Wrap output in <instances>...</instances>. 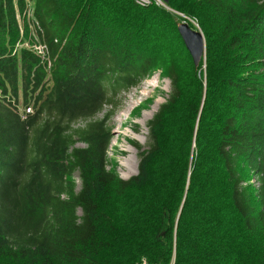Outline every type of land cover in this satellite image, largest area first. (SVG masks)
Masks as SVG:
<instances>
[{
	"label": "trees",
	"instance_id": "1",
	"mask_svg": "<svg viewBox=\"0 0 264 264\" xmlns=\"http://www.w3.org/2000/svg\"><path fill=\"white\" fill-rule=\"evenodd\" d=\"M30 1L0 0V264H264V0ZM162 57L171 95L118 177L95 117Z\"/></svg>",
	"mask_w": 264,
	"mask_h": 264
},
{
	"label": "rangeland",
	"instance_id": "2",
	"mask_svg": "<svg viewBox=\"0 0 264 264\" xmlns=\"http://www.w3.org/2000/svg\"><path fill=\"white\" fill-rule=\"evenodd\" d=\"M115 1L116 0H107L106 2H108L109 5H114ZM126 1L127 3L125 2L122 4L133 3L132 0ZM26 2L31 4L30 0H25V3ZM117 2L119 1L117 0ZM165 4H167V1L165 2ZM171 11L181 16L184 15L182 13L175 12L174 10ZM111 12L113 13V11ZM123 14L125 15V11H123ZM123 19H126V15L123 17ZM26 21L29 23V19H27ZM114 21L117 24L119 23V20L116 18V16H114ZM180 22H178V24ZM197 25L195 26L196 28L193 29L200 30L199 26ZM119 27L121 28L127 26L125 24L119 23ZM29 29L31 31V26L29 27ZM202 58V66L199 68L200 70L197 69V76L200 75L199 73L201 71V81H203V83L205 84L204 80L207 78V76L204 55ZM165 61L166 58L163 57L159 60L157 59L155 67L151 70L148 76L143 78L141 83L136 88L132 87L125 92H121L119 97H117L118 99L116 105L109 104L103 106V109L95 117L96 119H101L107 112L111 113L109 118L105 122V126H107L111 130V137L107 150V155L109 157V167H107L117 173L118 177L120 176L121 178L128 179L129 177L136 174L139 161V150L136 148V145L141 147L142 150L146 148V143L148 140L147 137L149 133L147 123L157 113L160 106L167 102L169 96L171 95V82L163 72V63ZM142 84H148V88L145 90V94H143V96L139 95V89L142 87ZM155 104H157L156 108L153 109V106ZM137 107L140 108L136 109ZM133 109H136L134 110L135 112H133ZM131 110L132 114H130ZM83 123V120H78L77 123H75L73 126L79 127L84 125ZM173 135H175L174 137L177 138L176 133H174ZM76 145L82 146L83 144L78 142ZM179 146H181L180 143ZM74 181L78 189L80 187V178L77 176V173L75 174ZM249 182L256 187L258 186V182L255 176L250 177Z\"/></svg>",
	"mask_w": 264,
	"mask_h": 264
},
{
	"label": "water",
	"instance_id": "3",
	"mask_svg": "<svg viewBox=\"0 0 264 264\" xmlns=\"http://www.w3.org/2000/svg\"><path fill=\"white\" fill-rule=\"evenodd\" d=\"M163 1L166 2L168 0ZM177 30L189 54L192 56L194 66L197 67L204 54V37L201 31L191 28L189 23L184 20L177 25Z\"/></svg>",
	"mask_w": 264,
	"mask_h": 264
},
{
	"label": "built area",
	"instance_id": "4",
	"mask_svg": "<svg viewBox=\"0 0 264 264\" xmlns=\"http://www.w3.org/2000/svg\"><path fill=\"white\" fill-rule=\"evenodd\" d=\"M135 2L139 6H142V7L151 5L152 3L155 4V5H160V6H163V7H167V5L165 4V2L163 0H135ZM182 17L184 18L183 19L184 21L192 22L194 24V26L197 25L196 21L193 18L184 16V15H182ZM32 48H33V50L35 52H37L40 55H43L45 53V46L40 44V43L33 44ZM31 112H32V110H31L30 106H27V107L24 108V115L27 114V113H31Z\"/></svg>",
	"mask_w": 264,
	"mask_h": 264
},
{
	"label": "bare ground",
	"instance_id": "5",
	"mask_svg": "<svg viewBox=\"0 0 264 264\" xmlns=\"http://www.w3.org/2000/svg\"><path fill=\"white\" fill-rule=\"evenodd\" d=\"M148 88V84H142V87L139 89V95H142L143 96V94H145V90ZM133 95V94H132ZM156 105L157 104H155L154 106H153V109H155L156 108ZM145 123V122H144ZM136 164V163H135ZM136 170V169H135Z\"/></svg>",
	"mask_w": 264,
	"mask_h": 264
}]
</instances>
